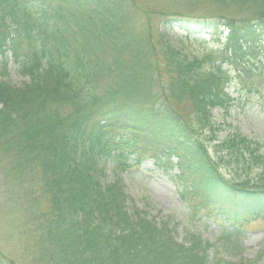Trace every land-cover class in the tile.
Instances as JSON below:
<instances>
[{"label": "trees", "instance_id": "1", "mask_svg": "<svg viewBox=\"0 0 264 264\" xmlns=\"http://www.w3.org/2000/svg\"><path fill=\"white\" fill-rule=\"evenodd\" d=\"M209 1L218 11L169 7L156 28L135 0H0V57L27 77L0 79V172L31 182V206L47 204L33 264H264V246L251 259L240 240L244 224L264 222V155L243 134L220 138L212 115L229 108L233 79L255 93L264 84V0ZM204 32L216 44L189 54ZM146 149L177 168L191 209L232 230L179 241L168 219L131 205L123 174Z\"/></svg>", "mask_w": 264, "mask_h": 264}, {"label": "rangeland", "instance_id": "2", "mask_svg": "<svg viewBox=\"0 0 264 264\" xmlns=\"http://www.w3.org/2000/svg\"><path fill=\"white\" fill-rule=\"evenodd\" d=\"M135 2L144 13L142 20L149 17L147 13H153L150 14L151 21L156 28L161 23L160 12L169 7L184 8L186 6L189 10L201 15L210 14L212 10L218 11L209 0H135ZM167 33L173 41L180 40L185 35L175 26L167 28ZM199 37V40H195L188 49L189 54L197 55L207 46L216 44L217 37L211 38L206 32L201 33ZM3 59L7 60V67L5 74L2 75ZM0 79L20 86L27 77L18 73L10 54H7L6 57H0ZM227 89L233 98L229 108L225 110L215 107L212 110L213 121L219 126V137L223 138L234 133L243 134L257 141L260 153L264 155V84L255 93L242 89L233 79ZM176 108L185 114L190 112L188 104L178 103ZM120 135L131 136V133L117 134V136ZM138 147L140 150L143 149L140 143ZM151 152L152 150L146 149L143 152L146 157L142 164L123 174L131 205H136L156 220L168 219L179 241L183 240L188 233L195 232L213 243L218 241L222 232L232 230L227 222L223 224L216 219L215 215L207 216L206 209H200L197 212L191 209L181 199L182 185L176 182L172 175L178 172L177 168L166 170L164 165H157ZM259 173V169H254L250 179L259 180ZM4 175L6 174L0 172V258L15 264H33L37 216L47 209V204L41 199L39 205L31 206L29 201L26 202L22 198L24 192L30 188L31 182L28 181L25 186L18 185L13 177ZM229 175H235L233 169L230 172L226 170V176L229 177ZM107 176H110L109 171ZM240 240L245 256L253 259L259 249L264 246V222L250 220L244 224Z\"/></svg>", "mask_w": 264, "mask_h": 264}]
</instances>
